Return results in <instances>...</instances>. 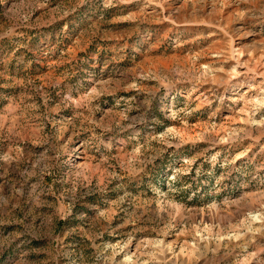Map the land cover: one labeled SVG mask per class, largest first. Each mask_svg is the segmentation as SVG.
Instances as JSON below:
<instances>
[{
    "label": "rangeland",
    "instance_id": "1",
    "mask_svg": "<svg viewBox=\"0 0 264 264\" xmlns=\"http://www.w3.org/2000/svg\"><path fill=\"white\" fill-rule=\"evenodd\" d=\"M0 264H264V0H0Z\"/></svg>",
    "mask_w": 264,
    "mask_h": 264
},
{
    "label": "bare ground",
    "instance_id": "2",
    "mask_svg": "<svg viewBox=\"0 0 264 264\" xmlns=\"http://www.w3.org/2000/svg\"><path fill=\"white\" fill-rule=\"evenodd\" d=\"M260 206V205H259Z\"/></svg>",
    "mask_w": 264,
    "mask_h": 264
}]
</instances>
